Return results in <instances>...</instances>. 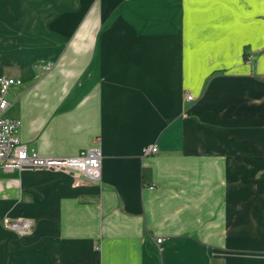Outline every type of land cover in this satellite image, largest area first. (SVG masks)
Returning a JSON list of instances; mask_svg holds the SVG:
<instances>
[{"label": "crops", "instance_id": "obj_1", "mask_svg": "<svg viewBox=\"0 0 264 264\" xmlns=\"http://www.w3.org/2000/svg\"><path fill=\"white\" fill-rule=\"evenodd\" d=\"M1 75L23 143L102 173L0 167L34 228L0 264H264V0H0Z\"/></svg>", "mask_w": 264, "mask_h": 264}, {"label": "built area", "instance_id": "obj_2", "mask_svg": "<svg viewBox=\"0 0 264 264\" xmlns=\"http://www.w3.org/2000/svg\"><path fill=\"white\" fill-rule=\"evenodd\" d=\"M44 68L49 70L51 64L45 65ZM19 83H21L20 79L6 75L0 76V167L4 171L26 167L73 169L90 180H99L102 173V156L98 149L83 150L76 156L65 158L47 157L41 156L21 141L19 137L21 121L7 115L10 107L9 90ZM187 99L193 100V94H188ZM157 150V146L151 145L145 149V153H155ZM150 188L153 189L154 186ZM158 241L160 242L161 239Z\"/></svg>", "mask_w": 264, "mask_h": 264}, {"label": "rangeland", "instance_id": "obj_3", "mask_svg": "<svg viewBox=\"0 0 264 264\" xmlns=\"http://www.w3.org/2000/svg\"><path fill=\"white\" fill-rule=\"evenodd\" d=\"M232 18L236 19L235 15H232ZM235 22V20H234ZM233 32H237L236 30H233ZM239 32V31H238ZM252 48L250 47H245L244 52H243V59L250 61L252 58ZM191 94V93H188ZM36 169H41L37 167H26L23 169H16V170H36ZM14 170H9V171H3V173H10L13 172ZM0 222L1 225L6 228L7 230L16 232L20 234L21 236H26L29 235L33 231V223L32 219L29 217H26L24 213L21 212L16 207H9L2 209L0 208Z\"/></svg>", "mask_w": 264, "mask_h": 264}]
</instances>
